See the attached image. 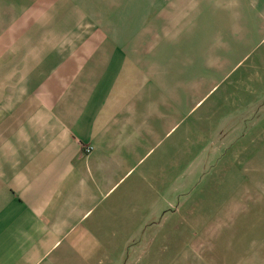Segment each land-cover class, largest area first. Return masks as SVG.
<instances>
[{"label": "crops", "instance_id": "1", "mask_svg": "<svg viewBox=\"0 0 264 264\" xmlns=\"http://www.w3.org/2000/svg\"><path fill=\"white\" fill-rule=\"evenodd\" d=\"M235 175L264 183V0H0V264H168Z\"/></svg>", "mask_w": 264, "mask_h": 264}, {"label": "rangeland", "instance_id": "2", "mask_svg": "<svg viewBox=\"0 0 264 264\" xmlns=\"http://www.w3.org/2000/svg\"><path fill=\"white\" fill-rule=\"evenodd\" d=\"M207 179V177H206ZM206 180H203L201 187L207 186L205 183ZM205 183V184H204ZM250 190V197L248 199L245 198H237L238 195H235V192L240 191V194ZM200 191V187H199ZM245 192L243 193L245 195ZM199 194V192L197 193ZM210 200L206 202H202V204L197 205L196 213L189 215L190 219H193L196 216V220L202 222V227L205 221L209 222L210 219L217 218V221L214 220L217 227H224L223 230L216 231H203L202 228L199 230V227L196 229L195 226L187 223L184 226L180 227L179 239L185 240L186 246L184 247V251L180 250L179 252L175 250L174 247L164 248L167 250L166 255L169 258L168 264H198L199 259L195 258V253L193 252V247L191 246L195 240L197 239H206L203 234L207 235V238H211L214 240L219 239H233L234 243L241 242L240 245H232L230 242L229 247L225 248H217L213 253H207L204 257L206 259V264L215 262L212 261V256L216 257V263L212 264H220L222 262L235 264V262L239 261V257L242 253V233L244 227L246 228V232L251 231L255 225L264 228V183L263 182H248L246 177L239 178L236 175L228 177V181H223L221 184H216L214 190L208 197ZM226 198L229 200L230 207H233V212L228 213L227 215H218L216 214V209L219 206H224ZM193 203V202H192ZM202 231V232H201ZM170 239L174 238V232L170 231ZM241 239V240H236ZM173 240V239H172ZM221 241V240H220ZM222 242H226L222 240ZM239 246V247H238ZM160 247H154V252H159ZM173 251H175L173 253ZM160 254V253H159ZM184 254V255H183ZM241 262L237 263L240 264Z\"/></svg>", "mask_w": 264, "mask_h": 264}, {"label": "built area", "instance_id": "3", "mask_svg": "<svg viewBox=\"0 0 264 264\" xmlns=\"http://www.w3.org/2000/svg\"><path fill=\"white\" fill-rule=\"evenodd\" d=\"M90 152H91V149H88V150H87V153H90Z\"/></svg>", "mask_w": 264, "mask_h": 264}]
</instances>
